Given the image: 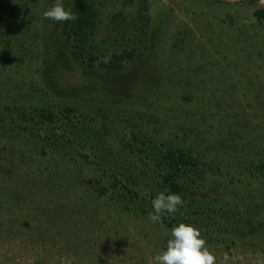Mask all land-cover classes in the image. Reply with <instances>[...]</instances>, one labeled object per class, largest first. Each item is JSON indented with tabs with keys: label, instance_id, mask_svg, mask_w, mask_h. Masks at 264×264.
<instances>
[{
	"label": "rangeland",
	"instance_id": "374dc122",
	"mask_svg": "<svg viewBox=\"0 0 264 264\" xmlns=\"http://www.w3.org/2000/svg\"><path fill=\"white\" fill-rule=\"evenodd\" d=\"M55 3L0 0V264H153L180 222L264 264L262 0H90L82 45ZM168 175L184 203L154 224Z\"/></svg>",
	"mask_w": 264,
	"mask_h": 264
},
{
	"label": "clouds",
	"instance_id": "9594fccd",
	"mask_svg": "<svg viewBox=\"0 0 264 264\" xmlns=\"http://www.w3.org/2000/svg\"><path fill=\"white\" fill-rule=\"evenodd\" d=\"M43 16L57 22L75 21L78 18L61 0H56ZM183 203L181 195L161 191L151 201L152 211L149 213V219L152 223L158 224L165 214L174 215ZM152 259L153 264H216V256L207 247L201 230L191 223L184 222L171 228L166 250ZM66 264H70V261Z\"/></svg>",
	"mask_w": 264,
	"mask_h": 264
},
{
	"label": "trees",
	"instance_id": "16d2710c",
	"mask_svg": "<svg viewBox=\"0 0 264 264\" xmlns=\"http://www.w3.org/2000/svg\"><path fill=\"white\" fill-rule=\"evenodd\" d=\"M73 12L77 15L75 21H70V39L72 42L82 45L86 44L89 40L90 31L93 28L97 15L96 10L93 5L90 3V0H77ZM258 16L264 18V10L258 12ZM134 52L125 51L122 54L114 55L112 60L109 63H100L102 69L107 70L108 72H119L123 69V66L126 62L132 61L134 58ZM94 57L90 58V61L93 62ZM73 112L72 109H67V113ZM47 118V117H45ZM168 161L176 168L178 172L183 174L185 168L193 166V160L186 153H169ZM264 168V165H261ZM177 175H168L164 181L168 185L170 192H175L181 195V188L176 181Z\"/></svg>",
	"mask_w": 264,
	"mask_h": 264
},
{
	"label": "bare ground",
	"instance_id": "6f19581e",
	"mask_svg": "<svg viewBox=\"0 0 264 264\" xmlns=\"http://www.w3.org/2000/svg\"><path fill=\"white\" fill-rule=\"evenodd\" d=\"M262 4L264 5V2H262Z\"/></svg>",
	"mask_w": 264,
	"mask_h": 264
}]
</instances>
